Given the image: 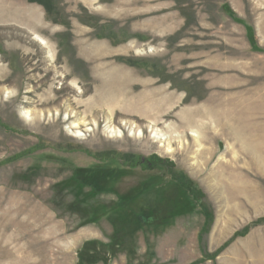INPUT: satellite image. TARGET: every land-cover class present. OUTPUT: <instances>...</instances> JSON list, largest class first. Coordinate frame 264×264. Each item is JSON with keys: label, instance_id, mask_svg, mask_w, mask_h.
Returning a JSON list of instances; mask_svg holds the SVG:
<instances>
[{"label": "rangeland", "instance_id": "obj_1", "mask_svg": "<svg viewBox=\"0 0 264 264\" xmlns=\"http://www.w3.org/2000/svg\"><path fill=\"white\" fill-rule=\"evenodd\" d=\"M49 1L0 0V264H264V0Z\"/></svg>", "mask_w": 264, "mask_h": 264}, {"label": "trees", "instance_id": "obj_2", "mask_svg": "<svg viewBox=\"0 0 264 264\" xmlns=\"http://www.w3.org/2000/svg\"><path fill=\"white\" fill-rule=\"evenodd\" d=\"M29 3L32 4H39L40 6H43L47 12L48 15H51L52 12V4L49 0H27ZM253 47H255V41L253 38L250 39ZM22 157L28 156V154L21 155ZM107 157L106 155H104ZM110 156V155H109ZM127 158V161L123 162L122 159ZM132 156H126V155H118V154H112L109 157V161L102 164V166H99L98 168H93L89 170H83L78 169L74 170L75 174L72 177V183L76 184L77 188H79L80 194L83 192L85 188L91 189L92 196L96 197L100 193L107 192L105 190V184L108 182V179L114 178L116 175H120L125 173V167H132L133 161ZM19 160V159H18ZM104 159H102L103 161ZM183 189V187H182ZM126 200H129L127 197H120L118 201V206L125 208ZM122 208V209H123ZM127 209V208H126ZM148 220H150L149 216L146 214L139 215L138 221L140 223H146ZM93 222L94 219H93ZM89 246V245H87ZM86 246V247H87Z\"/></svg>", "mask_w": 264, "mask_h": 264}, {"label": "bare ground", "instance_id": "obj_3", "mask_svg": "<svg viewBox=\"0 0 264 264\" xmlns=\"http://www.w3.org/2000/svg\"><path fill=\"white\" fill-rule=\"evenodd\" d=\"M35 12V19L38 18V13L37 11H34ZM36 33V32H35ZM34 40H36L39 44H41L42 46H44L45 50L47 49L48 51V56L51 57V55L53 54L52 51H51V47L49 46V44L46 42V40H44L41 36L37 34H34ZM134 44V43H133ZM133 46V45H132ZM102 47V46H100ZM95 48V47H94ZM104 48V47H103ZM135 49V48H134ZM94 50V49H93ZM97 50V49H96ZM100 50V49H99ZM138 50V49H137ZM92 51V50H90ZM98 51V50H97ZM100 51H104V50H100ZM108 51V49H107ZM86 52V51H85ZM95 52V51H94ZM99 52V51H98ZM150 52H153L152 49H150ZM100 53V52H99ZM139 54H142L138 51ZM94 54V53H93ZM86 55V54H85ZM99 55V54H98ZM55 57V56H54ZM86 57V56H85ZM90 57V55H89ZM94 57V56H93ZM119 74H121V76L123 78L126 79V77H128V74H126V72H120ZM120 100H122L120 98ZM131 100H127V103L131 104V106H133V108H135L133 111L138 113V114H141L142 117H146V119H149V120H154V118H158V115L162 114V111H163V107L160 106L158 108H156L154 106L151 107L150 109H148V107L150 106L148 102H144L143 100H139L137 101L135 104H132V102H129ZM119 102V101H118ZM50 103V102H49ZM121 103V102H120ZM51 104V103H50ZM42 105V104H41ZM49 105V104H48ZM125 105V104H123ZM122 105V106H123ZM127 105V104H126ZM215 106V105H214ZM125 107V106H124ZM130 108V107H129ZM219 108V107H218ZM113 109V108H112ZM111 109V110H112ZM216 109V107H215ZM110 110V109H109ZM125 110V109H124ZM221 110V109H220ZM22 112V110H20ZM194 111V110H193ZM216 113H218L217 110H215ZM194 113V112H193ZM220 113V112H219ZM125 114V113H124ZM132 114V113H130ZM135 114V113H134ZM203 114V113H202ZM206 114V113H205ZM208 114V113H207ZM23 118V120L25 121V123L29 126V127H35L37 125V123L40 121L41 117L35 113L33 114L31 111L29 110H25L23 111L21 114H20ZM129 116V114H127ZM140 116V115H139ZM50 117V116H49ZM160 117H163V116H159L158 119H160ZM181 117H182V121L185 123H183L186 127L188 126V129L191 130V125H193V120H194V115L191 113L190 110H186V112H183L181 114ZM205 117V116H204ZM207 117V116H206ZM136 118V117H134ZM193 119V120H192ZM227 120V119H226ZM147 121V120H146ZM153 122H151L152 124ZM157 123V122H156ZM81 125V124H80ZM133 125V124H131ZM134 126V125H133ZM153 127H150L151 129V138L154 139L157 143H160V146L161 148H165L166 152L168 154H172L173 153V149H172V146H171V143H168V137H166V135H164L161 131L158 130V128L156 129L155 127L157 126H154V124L152 125ZM203 127V126H202ZM75 129H79V125H75L74 127ZM82 128V127H81ZM129 128V127H128ZM134 129V128H133ZM80 130V129H79ZM118 134V133H117ZM191 136L198 139V135H197V131L195 132L194 130H191ZM113 138V137H112ZM150 138V139H151ZM140 140V138H139ZM214 187V186H213ZM211 190V189H210ZM213 191V190H212Z\"/></svg>", "mask_w": 264, "mask_h": 264}, {"label": "crops", "instance_id": "obj_4", "mask_svg": "<svg viewBox=\"0 0 264 264\" xmlns=\"http://www.w3.org/2000/svg\"><path fill=\"white\" fill-rule=\"evenodd\" d=\"M223 106V105H222Z\"/></svg>", "mask_w": 264, "mask_h": 264}]
</instances>
